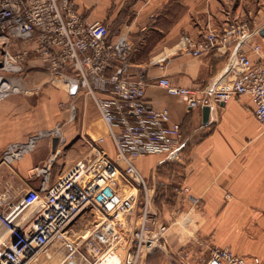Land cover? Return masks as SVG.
I'll return each mask as SVG.
<instances>
[{"label": "crops", "instance_id": "crops-1", "mask_svg": "<svg viewBox=\"0 0 264 264\" xmlns=\"http://www.w3.org/2000/svg\"><path fill=\"white\" fill-rule=\"evenodd\" d=\"M129 2L77 0L86 18L109 25L113 40L120 35L130 38L134 45L132 67L145 75L148 102L156 108L169 109L172 120L182 126V143L172 155L137 160L145 176L149 177L154 167L155 176L164 184L161 193L156 191L151 200L152 213L171 225L166 248L145 253L140 264H207L210 250L216 246L264 260V128L255 117L252 98L244 95L213 105L205 124L202 106L191 107L158 85L161 78L167 77L181 87L214 88L238 70L239 49L258 59L256 45L264 54V0ZM233 21L250 25L251 33L245 42L215 49L199 58L180 52L183 36L200 38L207 31L221 32ZM29 57L25 91L10 93L0 100V186H11L20 192L17 208L9 214L22 227L35 211V206L24 203L23 196L40 186V179L30 177L29 172L47 162L54 150L53 142L41 141L33 152L8 168L2 163L7 145L63 123L67 143L99 136L105 138L102 146L111 155L116 154L94 100L88 95L71 98L61 85V77L53 75L34 52ZM70 102L79 108L76 124L71 122L75 120L73 110L65 108ZM78 146L75 144L56 160L53 184L81 159ZM71 153L76 157H70ZM192 199L198 200V210ZM187 215L191 219L184 225ZM130 222L135 227L139 216ZM96 223L97 219L86 212L69 230L70 237L85 253V237ZM7 239L8 235L0 230V245ZM33 264L59 263L52 259ZM75 264L89 261L77 255Z\"/></svg>", "mask_w": 264, "mask_h": 264}, {"label": "built area", "instance_id": "built-area-1", "mask_svg": "<svg viewBox=\"0 0 264 264\" xmlns=\"http://www.w3.org/2000/svg\"><path fill=\"white\" fill-rule=\"evenodd\" d=\"M0 31L6 34V45L15 48V53L6 51L15 72L23 70V63L34 52L53 75L61 77V85L71 98L88 95L94 100L116 152L112 156L100 144L105 138L92 141L88 158L77 161L51 185L54 164L68 144L65 124L37 130L25 141L7 145L2 163L11 167L41 141L58 138L47 162L29 172L30 177L40 179V186L23 196L26 205L35 206L26 226L16 224L9 214L16 210L20 192L0 186V230L8 235L0 245V264L45 263L52 259L59 264H75L77 255L89 264H140L145 253L165 249L171 225L152 213L156 189L149 185L137 160L172 155L180 148L183 132L169 109L148 102L145 75L132 67L134 45L130 38L120 35L113 40L109 25L86 18L77 0H0ZM250 33L247 22L233 21L221 32L207 31L200 38L183 36L179 50L199 58L245 42ZM254 50L260 55L258 59L239 49L238 70L214 88L181 87L167 77L158 85L191 107L212 108L248 95L254 103L255 117L264 128V54L259 45ZM6 87L12 93L23 90L18 80ZM6 90L0 100L7 96ZM71 109L75 113L74 104ZM135 186L144 191V200H139ZM192 203L194 208L199 205L197 199ZM86 212L97 223L85 237V253L69 230ZM135 216L140 222L132 227L130 221ZM190 219L187 215L183 224ZM207 264H264V260L216 246L211 248Z\"/></svg>", "mask_w": 264, "mask_h": 264}, {"label": "rangeland", "instance_id": "rangeland-1", "mask_svg": "<svg viewBox=\"0 0 264 264\" xmlns=\"http://www.w3.org/2000/svg\"><path fill=\"white\" fill-rule=\"evenodd\" d=\"M83 13V12H82ZM7 41V38H6V34L4 32H1L0 31V92L1 91H4L2 93H0V95L4 94L5 93V90H6V85L7 84H10V83H16L17 80H18V83L20 84V86H22V91L24 92L25 91V88H26V78H27V73H28V67H29V60H30V57L29 59H27L24 63H23V70L20 72V71H14V64L10 63V60H8L6 57H7V53L6 51H9L11 53H15V48L11 47L9 44L6 45V42ZM18 46H21V44H19ZM16 49H24L25 48H16ZM63 87V86H62ZM64 88V87H63ZM7 91V95H9L10 93H12V91L10 90H6ZM67 97V96H66ZM8 98V97H7ZM68 99V97H67ZM4 103V102H3ZM74 103V102H72ZM75 105L77 106V104L75 103ZM63 108H64V105H63ZM65 108H70L71 109V102L68 103L67 105H65ZM75 113V120L74 121H71L73 123H77L78 122V116H79V108L77 106V109L74 111ZM103 126V124H102ZM45 129H48V128H45ZM66 136V139H67V142H68V138H67V134L65 135ZM99 137V136H98ZM97 136L95 139L96 141L99 139ZM95 138V137H94ZM94 141V140H89V139H83V141H80V139H75L73 142H71V144L68 143V145L64 148L63 150V154H62V157L64 155V152L66 150H68L69 148L73 147L75 144H78L79 148L77 149L78 150V155L81 157V159H79L78 161L80 160H85L88 158V155H90V143ZM102 145V143H100ZM83 152V153H82ZM87 156L86 158H83ZM113 156V155H112ZM61 157V156H60ZM70 157H73L75 158L76 157V154L75 153H71ZM59 159V158H58ZM57 159V160H58ZM71 159V158H70ZM55 165H56V162H55ZM54 165V166H55ZM8 168V166H5ZM56 171H54V167H53V170H52V175H51V185L53 184V178H54V174H55ZM152 173L150 174V176L148 177L147 175V179H148V183L149 185H151L152 187L155 188V185L154 183L157 184V188L155 190V195H156V191H158V193H161L162 191V188H164V184H162L159 180V177L155 176V169L154 167L152 168ZM153 184V185H152ZM130 187V185H129ZM136 190V193L139 194V200L143 199V196L145 198V194H144V191L142 190L143 193H141V190L138 189L137 186H135V189ZM159 196V195H158ZM144 200V199H143ZM159 204H160V196H159ZM143 202V201H142ZM157 206H159L157 204ZM160 206L162 207V205L160 204ZM200 206V204L197 206L196 210H198V207ZM139 209L138 211L141 212V205L139 204ZM194 207V206H193ZM165 222V221H164Z\"/></svg>", "mask_w": 264, "mask_h": 264}, {"label": "water", "instance_id": "water-1", "mask_svg": "<svg viewBox=\"0 0 264 264\" xmlns=\"http://www.w3.org/2000/svg\"><path fill=\"white\" fill-rule=\"evenodd\" d=\"M261 34H264V29L261 31ZM211 117V107L205 106L203 107V119L204 123H208ZM58 144V138L53 139V148L55 150L56 146Z\"/></svg>", "mask_w": 264, "mask_h": 264}, {"label": "trees", "instance_id": "trees-1", "mask_svg": "<svg viewBox=\"0 0 264 264\" xmlns=\"http://www.w3.org/2000/svg\"><path fill=\"white\" fill-rule=\"evenodd\" d=\"M136 0H131V2H129V3H134ZM159 191V190H158Z\"/></svg>", "mask_w": 264, "mask_h": 264}]
</instances>
